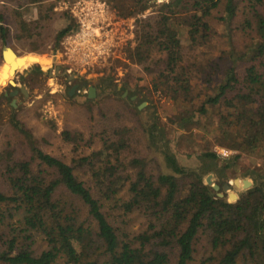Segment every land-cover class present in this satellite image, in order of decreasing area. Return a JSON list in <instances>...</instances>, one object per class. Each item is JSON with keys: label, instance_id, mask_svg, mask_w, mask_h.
<instances>
[{"label": "trees", "instance_id": "16d2710c", "mask_svg": "<svg viewBox=\"0 0 264 264\" xmlns=\"http://www.w3.org/2000/svg\"><path fill=\"white\" fill-rule=\"evenodd\" d=\"M158 1L106 0L120 16L136 18V43L124 50L123 76L110 66L94 83L100 98L114 97L137 117L147 110L139 105L150 89L170 97L165 133L152 137L140 123L156 156L127 157L131 128L123 126L70 165L43 151L12 110L0 140V264H191L199 234H208L219 250L218 264H264V0ZM150 5L155 22L139 17ZM55 6L52 0H0L3 44L9 45L12 20L21 36L42 34ZM60 16L54 49L78 29L69 12ZM220 38L225 52H212ZM43 74L32 63L20 78ZM88 84L79 83L75 97ZM62 135L76 150L84 140L82 132ZM217 140L227 152L217 150ZM246 158L261 160L257 177L241 168ZM209 175L220 187L232 178L252 184L237 189L231 202L208 184ZM111 207L140 211L145 228H119Z\"/></svg>", "mask_w": 264, "mask_h": 264}, {"label": "rangeland", "instance_id": "374dc122", "mask_svg": "<svg viewBox=\"0 0 264 264\" xmlns=\"http://www.w3.org/2000/svg\"><path fill=\"white\" fill-rule=\"evenodd\" d=\"M52 1L56 5L55 10L57 14L53 23L47 30H43L42 34L35 35L34 37L21 36L18 34L19 30L14 29L15 24L12 20L11 24H13V27L9 36V45L3 44L0 39V78L2 73L1 68L4 64L2 54L6 46L12 47L18 55L26 57L24 63L25 67H22L13 78L17 86L11 85V87H9L8 84L5 85L2 84V82L0 85V129L3 128V130L0 131V140L2 141L3 139L5 142L6 138H4L3 135L5 134L4 131H6V129L8 130V128L5 129L2 124L4 121H7L10 112L14 110L17 117L31 129L37 139L38 145L43 151L63 159L70 165H74L75 158L78 159L79 157L87 156L93 150L98 149L102 143V135V137H109L112 130L123 126L131 128V133L128 137L131 143V151L126 153L127 157L139 155L141 157L154 158L156 152H152L146 148V139L141 125L143 124L149 135H151L147 126V120L148 117L153 114L156 115L154 124L158 125L161 129L160 134L154 137H158L162 133H165L163 129L164 125L170 122L171 119L169 117L173 110L170 97L164 92H157L150 89L147 93V100L144 101L147 105L142 109L139 108L140 110L147 108V110L143 112L141 116L137 117L132 113L133 110L131 107L127 105L124 106L118 101H115L114 97L103 96L100 98L98 90L94 85L95 82L101 81L103 77H105L106 70L110 66L114 67L115 70L113 72H116L118 76H123L126 71L125 64L127 63L124 50L134 46L136 43V18L120 16L115 9L108 5L106 0H98L104 6L106 17L112 19V27H115L114 31L118 32L115 34V39L112 44L107 48V54L100 56L91 63L78 62L75 64L74 62H76V59L67 55L65 52L64 40L67 36L75 33L79 29L78 18L73 12V5L76 0ZM86 1L95 3L96 0ZM158 2H161V0ZM64 11L69 12L76 19L78 29L65 36L60 43V47L54 49L53 39L58 30L61 29V22L63 19L60 14ZM139 17H145L151 22H155L157 20L155 6H148L144 14ZM120 32L124 33L121 34ZM225 43L226 41L220 38L218 45L213 46L212 52L220 53L222 50L225 52ZM50 59L52 60V64ZM33 62L40 64L44 74L35 76L34 79L29 82L22 81L20 76L26 72ZM58 66L60 67L59 71H57ZM137 69L138 71L135 70V72H142L141 74L144 75V72L140 68ZM83 80H88L90 84H88L85 89L79 91V94H81L80 96L75 97L77 89L71 95L70 92L72 88L75 85L79 86V83H82ZM90 86L95 88L96 95L94 98L89 97ZM21 87H25L26 91H21L15 96L10 95V92L15 89H21ZM120 88L121 83L119 84V89ZM87 98L92 100L99 98V100L96 103L90 104L87 102ZM136 99L137 97L134 100ZM64 130L74 135L77 132L83 133L84 140L79 143V148L77 150L74 144L67 141L64 135H62ZM103 130L107 131L104 133L102 132ZM11 134V138L15 141V139L18 138L17 133L14 131L9 135ZM213 137L214 136H211L210 139L212 140ZM214 144H217L215 147L219 152H227L221 144V141L217 140ZM3 146H5L4 143ZM262 160L264 161V157ZM158 161L160 162V160ZM151 165L154 166V163H151ZM240 166L242 169L248 171L255 170L256 172L252 173L253 176L257 177L259 174L258 168L263 165L261 164V160L257 161L256 159L246 158ZM77 172L81 174L80 177L83 180H86L85 176H82L81 169H78ZM262 176L264 177V169L262 171ZM235 179L236 178L230 179L229 182L232 183V189L228 192H224L223 197H229L230 192L236 193L237 189L242 188L243 183H241L240 186H236L234 184ZM213 180L214 183L217 184L214 176ZM222 188L223 187H221L218 192H223ZM228 200L233 202V200L229 198ZM107 210L111 212V214L113 213L115 225L121 229L127 230V232L135 233L143 230L146 226L145 217L140 211L136 210L127 213L124 209L119 207H111ZM37 240L40 250L44 249L46 246L41 236H37ZM219 255V250L214 248L208 234H199L191 264H218ZM57 264H63V262L60 261ZM238 264L246 263L244 259H242Z\"/></svg>", "mask_w": 264, "mask_h": 264}, {"label": "built area", "instance_id": "2783aa9c", "mask_svg": "<svg viewBox=\"0 0 264 264\" xmlns=\"http://www.w3.org/2000/svg\"><path fill=\"white\" fill-rule=\"evenodd\" d=\"M73 12L78 18L79 29L64 40L65 52L76 59L75 64L91 63L108 53L107 48L118 31H114L112 19L106 17L104 6L98 0L95 3L76 0Z\"/></svg>", "mask_w": 264, "mask_h": 264}, {"label": "water", "instance_id": "95a60500", "mask_svg": "<svg viewBox=\"0 0 264 264\" xmlns=\"http://www.w3.org/2000/svg\"><path fill=\"white\" fill-rule=\"evenodd\" d=\"M2 56H3L4 64L2 66L3 71L1 73L0 85H1V82L4 80L5 81L4 83H6L5 85L11 84L13 86H17V83L13 80V78L16 76L17 72L20 69H22V67H23V65L25 63V58L26 57L18 55L16 53V51H14V49L12 47H10V46H6L5 47V49L3 50ZM33 58H36V57H33ZM50 61H51V64H52V60L51 59H50ZM59 70H60V67L58 66L57 67V71H59ZM77 88H78V85H75L72 88L70 94L72 95ZM21 91L25 92L26 88L25 87H21ZM18 92H19V90L15 89L12 92H10V95L11 96H15V95L18 94ZM127 94H128V91H125L123 93V97H126ZM6 95H8V94H6ZM95 95H96L95 88L93 86H90L89 87V97L90 98H94ZM135 98H136V96H133L132 100H134ZM146 105H147L146 102H142L140 104L139 108L142 109ZM154 119H156V115H150L148 117V120H147V126H148V129H149L150 134H151L152 137L159 135L160 132H161V129H160V127L158 125L152 124V121ZM207 182H208V184H211L214 187L215 190H217V191L220 190L221 187L218 184L214 183L212 175H209L207 177ZM241 183H243V187L244 188H248L252 184V182L250 180H248V179H245V180L242 181L239 178H236L234 180V184L236 186H240ZM231 189H232V183H230V182L226 183V184L223 185V188H222L223 192H218V194H219V196L223 197L224 192H228ZM237 197L238 196H237L236 193H233V192L229 193V199L230 200L235 201L237 199Z\"/></svg>", "mask_w": 264, "mask_h": 264}, {"label": "crops", "instance_id": "0c3cea01", "mask_svg": "<svg viewBox=\"0 0 264 264\" xmlns=\"http://www.w3.org/2000/svg\"><path fill=\"white\" fill-rule=\"evenodd\" d=\"M40 55V54H39ZM49 58V57H48ZM51 62V61H50ZM34 63V62H33ZM35 64H39V63H35ZM40 65V64H39ZM47 66V65H46ZM23 67H25V65L23 66ZM1 70L3 71V68H1Z\"/></svg>", "mask_w": 264, "mask_h": 264}, {"label": "bare ground", "instance_id": "6f19581e", "mask_svg": "<svg viewBox=\"0 0 264 264\" xmlns=\"http://www.w3.org/2000/svg\"><path fill=\"white\" fill-rule=\"evenodd\" d=\"M4 82H5V81L3 80V81H2V84H6V83H4Z\"/></svg>", "mask_w": 264, "mask_h": 264}, {"label": "flooded vegetation", "instance_id": "af4514ba", "mask_svg": "<svg viewBox=\"0 0 264 264\" xmlns=\"http://www.w3.org/2000/svg\"><path fill=\"white\" fill-rule=\"evenodd\" d=\"M18 90H19V92H21V89H18ZM19 92H18V93H19Z\"/></svg>", "mask_w": 264, "mask_h": 264}]
</instances>
